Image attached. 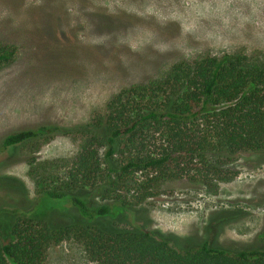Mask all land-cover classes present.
<instances>
[{"label": "rangeland", "instance_id": "374dc122", "mask_svg": "<svg viewBox=\"0 0 264 264\" xmlns=\"http://www.w3.org/2000/svg\"><path fill=\"white\" fill-rule=\"evenodd\" d=\"M0 46L16 50L0 65L1 143L14 131L83 125L114 93L180 61L234 52L264 60V0H0ZM76 151V141L63 135L0 150V180H17L33 203L28 161L60 163ZM233 166L229 182H171L147 204L116 209L110 225L122 229L133 221L180 245L257 247L264 156L240 157ZM46 210L52 223L74 219L66 203ZM44 264L93 263L65 241L49 248Z\"/></svg>", "mask_w": 264, "mask_h": 264}, {"label": "trees", "instance_id": "16d2710c", "mask_svg": "<svg viewBox=\"0 0 264 264\" xmlns=\"http://www.w3.org/2000/svg\"><path fill=\"white\" fill-rule=\"evenodd\" d=\"M15 53L0 46V65ZM57 135L71 137L77 151L60 163L28 161L33 203L17 180H0V208L9 209H0V264H44L65 241L93 264H264V229L259 246L227 250L180 245L133 221L110 225L116 209L147 204L171 182H229L237 159L264 156V60L234 52L177 62L114 93L83 125L14 131L0 150ZM61 203L74 219L52 223L46 209Z\"/></svg>", "mask_w": 264, "mask_h": 264}]
</instances>
